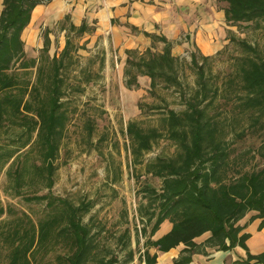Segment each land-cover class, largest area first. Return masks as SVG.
Returning a JSON list of instances; mask_svg holds the SVG:
<instances>
[{
	"label": "trees",
	"instance_id": "16d2710c",
	"mask_svg": "<svg viewBox=\"0 0 264 264\" xmlns=\"http://www.w3.org/2000/svg\"><path fill=\"white\" fill-rule=\"evenodd\" d=\"M42 1L1 0L0 129L12 130L14 149L5 147L0 152V168L14 155L7 174L15 193L21 194L25 174L32 180L40 179L47 191L24 192L23 198L45 200L47 211L35 220L23 209L0 203V264H133L136 249L138 260L152 264L156 254L141 250L144 246L166 251L183 243L187 246L184 250L190 252L196 246L194 237L205 231L211 232L209 244L224 247L228 238L230 245L239 242L246 248L247 234L237 236L241 228L237 221L249 210H257L264 223V53L245 38L228 34L227 43L240 45L242 53L236 57L235 74L222 86L218 75L205 67L221 49L204 54L191 44L195 49H187L196 79L193 92L186 97L179 76L184 60L172 54V40L141 30L150 38V45L142 50L125 49L130 64L125 70L129 73L128 87L138 85V75L147 76L151 93L158 86L175 87L185 108L166 109L161 128H146L134 119L125 123V133L131 138V174L135 173L137 181L144 176L136 189L139 200L135 208L142 226L135 231L136 249L130 245L128 225L117 235L115 246L109 245L103 240V224H96L92 216L84 221L92 202L75 204L51 191L58 166L55 160L70 120L66 101L70 92L84 90L81 80L68 83L73 52L78 49L71 37L72 33L81 35L87 25L75 26L65 17L64 45L52 53L53 29L45 27L38 56H28L22 32L34 7ZM219 2L226 25L250 22L264 30V0ZM156 41L162 42L160 49H155ZM33 67L34 79L29 77ZM89 79V75L84 77ZM85 127L90 135L93 121L88 118ZM163 136L174 143L175 154L144 159ZM21 149L25 158L36 151L31 163L21 158ZM165 219L172 224L170 230L152 239ZM139 236L145 238L141 246ZM189 260L190 255H182L178 263ZM252 260L264 264V251H247L237 264Z\"/></svg>",
	"mask_w": 264,
	"mask_h": 264
},
{
	"label": "rangeland",
	"instance_id": "374dc122",
	"mask_svg": "<svg viewBox=\"0 0 264 264\" xmlns=\"http://www.w3.org/2000/svg\"><path fill=\"white\" fill-rule=\"evenodd\" d=\"M48 2L43 0L41 3ZM214 3L220 7V2L217 3V0L207 2L209 19L212 18V21L216 18L212 14L213 9L210 8V6H215ZM197 15L193 18L187 15V21L193 22ZM218 26L221 27V34L225 36L226 42L221 40V36L213 37V40H218V43L222 44L219 48L221 50L205 62V67L207 72L218 75L219 83L221 82L223 86L225 80L235 74L236 57L242 53L240 45L233 42L227 43L228 34L232 33L237 37L245 38L264 53V30L250 22L240 23L239 26L222 24ZM58 29L59 23L53 25L55 31L50 34L53 39L50 53L54 48H58L59 40H63V34ZM43 30L40 29L37 33V38L41 40ZM186 35L185 31H178L171 48L174 54L180 55L184 60L179 69V76L187 97L195 87L196 73L189 63L188 51L189 48L192 50L195 48L191 45L188 49H184L180 45ZM23 37L26 39L25 36ZM71 40L78 49L73 52L74 61L69 67L71 72L68 83L81 80L84 90L70 92L69 100L66 101L70 120L59 149V156L55 160L58 166L51 191L75 204L81 201L92 202L89 211L84 215V221L92 216L96 224L97 222L99 225L103 224L106 229L103 240L109 245L114 244L115 246L118 240L117 235L128 225L130 245L136 249L135 231L136 229L139 231L142 226L135 210L139 200L136 189L144 176L141 175L137 181L135 173L131 174L132 154L129 150L131 138L125 133V123L129 119H134L146 128L151 126L161 128V118L166 115V109L181 111L185 108V104L175 87L158 86L155 93H151L148 77L144 75L137 76L138 85L132 83L128 87L126 80L129 73L125 70L130 67V64L127 63L126 57H120L114 51L110 39H100L98 45L94 47L93 45L85 46V40L83 41L79 35L73 33ZM154 47L160 49L162 42L156 41ZM25 50L28 56H38L39 47L37 46H27ZM30 71L29 77L34 79L35 67ZM86 75L90 76L88 81L84 80ZM88 118L94 123V129L90 135L85 127ZM102 135L104 138H100ZM11 136L13 137L12 130L7 132L5 128L0 129V152L5 147L14 149L10 141ZM175 149L174 143L163 136L157 140L150 151L145 153L144 159L159 154L172 156L175 154ZM35 152L32 150L31 155L25 158L23 150L21 158L31 163ZM13 158L14 155L0 168V203L2 205L10 203L16 208L25 210L37 220L47 211L45 200L26 201L23 193L31 191L44 193L47 188L43 186L40 179L32 180L29 174H25V182L20 188L21 194L15 193L12 180L7 174V170L12 167ZM141 166L138 165V169H142ZM155 180L159 181L158 178ZM2 217H5V214ZM139 237L138 245L141 246L145 238ZM120 253L123 254L124 250ZM136 259H138L137 249L134 253V260Z\"/></svg>",
	"mask_w": 264,
	"mask_h": 264
},
{
	"label": "crops",
	"instance_id": "0c3cea01",
	"mask_svg": "<svg viewBox=\"0 0 264 264\" xmlns=\"http://www.w3.org/2000/svg\"><path fill=\"white\" fill-rule=\"evenodd\" d=\"M48 1L46 4L39 3L34 7L31 20L23 29L22 38L25 42V49L32 45L40 47L42 40L37 38L38 31L45 27L53 29V25L58 23V30L63 34V40H59L57 49H61L65 42L67 29L62 24L66 23L64 19L67 16L68 23L75 26L82 23L87 25V29L79 35L83 41L85 40L87 47L98 45L100 39H110L114 51L120 57H127L124 54L125 49L142 50L150 45V38L144 36L140 32L141 30L155 32L158 35L164 34L172 42H174L178 31H185L187 35L185 40L180 42L181 47L189 48L194 43L204 54H212L222 45L218 43V40H213L215 35L221 36V40L226 42L225 36L221 34V27L218 26L219 24L227 26L224 21L223 10L215 3V6H210L213 9L212 14L216 16L212 21V18L209 19V11L207 10L208 0ZM186 14L191 18L194 15L197 17L195 16L193 22L187 21ZM172 54L174 53L172 52ZM237 224L241 227L237 236L247 234L244 240L247 249L241 246L239 242L230 245L228 238L224 240V247L209 244L207 241L211 232L205 231L194 237L193 241L196 246L190 252L184 250L187 246L183 243H179L166 251L158 250L156 246L152 245H146L141 250L145 249L149 255L156 254L152 264H179L178 260L182 255H190V260L185 264H237L245 259L247 251L251 254L264 251V223H262V217L258 216L257 210H249L237 221ZM171 226L172 224L168 219L163 220L151 238H159L168 232ZM136 260H133L132 263L146 264L144 259ZM247 264L261 263L252 260Z\"/></svg>",
	"mask_w": 264,
	"mask_h": 264
},
{
	"label": "bare ground",
	"instance_id": "6f19581e",
	"mask_svg": "<svg viewBox=\"0 0 264 264\" xmlns=\"http://www.w3.org/2000/svg\"><path fill=\"white\" fill-rule=\"evenodd\" d=\"M37 16V15H36ZM36 18V17H35Z\"/></svg>",
	"mask_w": 264,
	"mask_h": 264
}]
</instances>
